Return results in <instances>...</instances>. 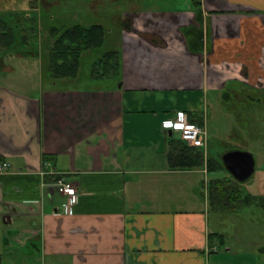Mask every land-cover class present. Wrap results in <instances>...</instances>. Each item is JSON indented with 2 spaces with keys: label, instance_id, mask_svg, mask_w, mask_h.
I'll return each mask as SVG.
<instances>
[{
  "label": "crops",
  "instance_id": "1",
  "mask_svg": "<svg viewBox=\"0 0 264 264\" xmlns=\"http://www.w3.org/2000/svg\"><path fill=\"white\" fill-rule=\"evenodd\" d=\"M200 1L198 40L183 32L192 4L172 14L173 36L145 23L122 30L111 86L43 78L38 54L36 71L13 80L19 86L0 81V161L10 163L0 172V264H224L214 254L224 234L208 224L209 172L167 166L162 123L177 111L201 117L190 94L227 100L228 88H255L264 0ZM59 178L76 189L70 214Z\"/></svg>",
  "mask_w": 264,
  "mask_h": 264
},
{
  "label": "rangeland",
  "instance_id": "2",
  "mask_svg": "<svg viewBox=\"0 0 264 264\" xmlns=\"http://www.w3.org/2000/svg\"><path fill=\"white\" fill-rule=\"evenodd\" d=\"M191 1L0 0V14L15 32L13 46L10 49L0 48V60L3 61L0 63V81L4 80L16 86L13 80L20 79L25 73L36 71L39 67L38 57L41 56L42 59L51 45L49 35L51 26L65 28L76 23L85 25L99 23L107 29L105 42L101 47L89 50L81 57L77 85L111 86L118 82V74L110 77H95V79L92 78L91 73L96 60L103 52L119 50L124 25L128 22L136 23L139 28L142 23L157 25L164 35L169 33L172 35L177 27V20L173 19L172 14L191 9ZM146 14H150L152 18H146ZM124 33H129L128 36L132 37L137 36V33L140 34V32L127 31ZM37 54L38 57L35 56ZM261 89L246 88L255 100L246 99L245 105H241V101L238 103L220 100L219 95L212 92L201 93L200 96L190 94L187 97L192 99L190 100L195 106L199 105L202 108L201 117L205 121L204 127L207 133L204 148L210 157L220 163L222 155L227 151L243 150L251 152L255 159L254 173L240 183L242 196L249 195L253 201L241 205L234 211L209 209L207 213L210 230L224 234L223 240L215 238L214 252L222 255L219 259L224 264H234L237 261L236 257L241 258L245 254L249 255L248 264H264L262 252L258 251L261 243L264 242V208L261 206L264 200V89ZM185 97L186 95L181 99ZM256 98L259 100L257 101ZM185 101L182 100V103L187 107ZM249 107L253 109L251 114L248 112ZM238 115L240 120L248 119L247 126L244 124V127L237 126ZM248 132L257 133L260 138L243 144L234 136V133L243 136ZM172 137L179 138V134L173 132ZM228 173L227 169H214L209 171L208 179L220 178ZM226 245L232 247L231 254L226 251Z\"/></svg>",
  "mask_w": 264,
  "mask_h": 264
},
{
  "label": "trees",
  "instance_id": "3",
  "mask_svg": "<svg viewBox=\"0 0 264 264\" xmlns=\"http://www.w3.org/2000/svg\"><path fill=\"white\" fill-rule=\"evenodd\" d=\"M194 11V23L185 27L183 32L186 36L190 33L192 37H201L202 8L200 0H192ZM107 29L99 23L73 24L69 27L51 26L49 35L51 45L46 54L41 59V70L43 78L49 77L52 80L57 78H75L78 75L81 57L89 50L101 47L105 42ZM15 41V32L9 22L0 14V48L10 49ZM191 51L193 47L188 45ZM199 49H197V53ZM92 70L95 76H112L116 75L120 69L119 50L112 49L103 52L96 60L95 67ZM231 93L237 89L228 88ZM246 102V99H244ZM248 108V105H247ZM237 118V126L246 125L248 119L240 120ZM189 119L198 124H203V118ZM244 124V125H243ZM249 125V124H248ZM251 125V123H250ZM262 126V125H261ZM262 135V134H261ZM239 141L245 142L246 139H253L259 136L257 133L248 132L240 136L234 133ZM167 166L171 169H192L206 167L207 172L214 169H226L222 160L220 163L212 157L206 156L203 149L188 145L182 139L167 137L166 149ZM241 182L235 180L230 173L228 175L210 179L208 181V205L209 209L234 211L243 204L253 201L252 197L242 196ZM264 208V200L261 202Z\"/></svg>",
  "mask_w": 264,
  "mask_h": 264
},
{
  "label": "built area",
  "instance_id": "4",
  "mask_svg": "<svg viewBox=\"0 0 264 264\" xmlns=\"http://www.w3.org/2000/svg\"><path fill=\"white\" fill-rule=\"evenodd\" d=\"M177 125H180V127H177ZM162 128L177 132L180 139L188 145L203 149L206 147V130L204 126L192 122L188 114L184 111H177L172 119L164 121ZM9 168L10 163L8 161H0V172H6ZM56 187L59 193L66 196L63 213H72V206L77 201L75 187L63 178H59L56 181Z\"/></svg>",
  "mask_w": 264,
  "mask_h": 264
},
{
  "label": "water",
  "instance_id": "5",
  "mask_svg": "<svg viewBox=\"0 0 264 264\" xmlns=\"http://www.w3.org/2000/svg\"><path fill=\"white\" fill-rule=\"evenodd\" d=\"M168 136L173 131L167 130ZM222 162L232 177L238 182L248 179L255 171V159L251 152L243 150H231L222 155Z\"/></svg>",
  "mask_w": 264,
  "mask_h": 264
},
{
  "label": "flooded vegetation",
  "instance_id": "6",
  "mask_svg": "<svg viewBox=\"0 0 264 264\" xmlns=\"http://www.w3.org/2000/svg\"><path fill=\"white\" fill-rule=\"evenodd\" d=\"M200 3H201V1H200ZM191 4H192V1H191ZM193 7V6H192ZM202 8V7H201ZM194 12V11H193ZM193 20H194V18H193ZM124 29H126V30H133L132 29V23L130 24L129 22L128 23H126V25H124V28H123V30ZM121 38H122V36H121ZM246 88H250V86H242L240 89L238 88L237 90H236V92L235 93H231L230 91H224V94L225 95H227L226 97H227V101H236V102H240V104L241 105H245V102H244V99H254L255 100V97L254 96H252V94L251 93H249L247 90H246ZM252 88V87H251ZM257 88H262V89H264V77H259L258 78V80H257V82H256V85H255V89H257ZM261 89V90H262ZM246 96H248V98L246 97ZM256 100L258 101L259 99L258 98H256ZM226 101V100H225ZM252 108L251 107H249V109H248V112L251 114L252 113ZM231 151V150H230ZM222 160V159H221Z\"/></svg>",
  "mask_w": 264,
  "mask_h": 264
},
{
  "label": "snow or ice",
  "instance_id": "7",
  "mask_svg": "<svg viewBox=\"0 0 264 264\" xmlns=\"http://www.w3.org/2000/svg\"><path fill=\"white\" fill-rule=\"evenodd\" d=\"M177 127H180V125H177Z\"/></svg>",
  "mask_w": 264,
  "mask_h": 264
}]
</instances>
